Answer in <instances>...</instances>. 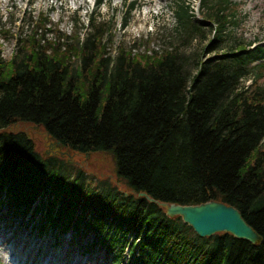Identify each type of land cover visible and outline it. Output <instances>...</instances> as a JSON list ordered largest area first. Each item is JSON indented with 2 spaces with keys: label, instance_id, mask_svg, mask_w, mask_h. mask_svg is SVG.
<instances>
[{
  "label": "trees",
  "instance_id": "16d2710c",
  "mask_svg": "<svg viewBox=\"0 0 264 264\" xmlns=\"http://www.w3.org/2000/svg\"><path fill=\"white\" fill-rule=\"evenodd\" d=\"M234 4L201 0L199 22L187 3L177 4L189 39L205 38V27L212 32L200 53L171 43L141 50L119 44L112 54L104 40L109 21L93 16L83 39L41 16L9 59L0 45L5 220L19 215L40 232H93L114 262L123 259L132 230L130 255L138 263L264 264V62L251 64L264 57V45L237 37L220 44L236 22ZM1 32L6 37L8 29ZM16 123L40 124L75 153H107L123 188L90 182L56 154L42 156ZM211 199L236 207L262 240L200 236L157 203Z\"/></svg>",
  "mask_w": 264,
  "mask_h": 264
},
{
  "label": "rangeland",
  "instance_id": "374dc122",
  "mask_svg": "<svg viewBox=\"0 0 264 264\" xmlns=\"http://www.w3.org/2000/svg\"><path fill=\"white\" fill-rule=\"evenodd\" d=\"M131 1H135V4L131 5ZM232 1L236 2L234 4L236 22L226 26L223 31L224 41H220V44L229 45L232 39L237 37L248 41L250 47L258 42L264 45V0ZM15 2V5H11L9 1L4 7L0 0V45L5 59H9L17 51V38L30 33L32 25L37 23L41 16H46L53 28H58L67 35L72 36L78 33L79 39L91 29L88 17L93 16L96 20L109 21L104 40L112 54L116 53L114 49L119 44L141 50L144 47L161 49L169 47L171 43L176 44L178 50L186 54L200 53L203 44L212 35V32L205 27V38L196 34L189 39V28L180 27L176 18L175 10L179 2L196 8L197 0H151L149 3L145 0H102L101 4L94 6V9H92L91 0H87L86 6L80 7L73 6L72 0H15ZM57 3L60 7L56 6ZM51 4L53 7L50 6ZM129 4L131 11H129ZM201 15L200 7L199 11L191 17V21L199 22ZM87 21L88 26L85 25ZM4 28L8 29L6 37L1 32ZM193 59L195 57L192 56L188 60L191 72L195 70V66L192 65ZM260 61L264 62V59ZM262 68L264 69L263 66ZM261 82L264 83V77ZM12 128L23 130L28 137H31L42 156L48 157L51 154L61 156L69 164L91 176L92 179L88 177L90 182L108 179L123 188L115 174L112 159L107 153L97 151L75 153L62 144H58V152L53 149L57 141L48 137L42 126L16 123ZM6 213V205L3 204L0 207V264H16L14 259H19L23 253L43 264H51V262L112 264L114 261L113 253L104 251V245L91 244V241L96 240L93 232L80 236L74 234L71 229L61 234H57L50 228L40 232L35 227L31 228L30 224L21 223L19 215L5 220L3 215ZM133 236L134 232L130 230L125 238L128 241ZM4 237L7 238L3 241ZM30 242H33L34 247L28 249L25 244L30 245ZM36 247L38 249L35 252L33 250ZM117 264L145 263H138L131 256L127 257L126 244L124 257Z\"/></svg>",
  "mask_w": 264,
  "mask_h": 264
},
{
  "label": "water",
  "instance_id": "95a60500",
  "mask_svg": "<svg viewBox=\"0 0 264 264\" xmlns=\"http://www.w3.org/2000/svg\"><path fill=\"white\" fill-rule=\"evenodd\" d=\"M58 144L60 142H57ZM139 194L144 195L150 201L154 200L144 192H139ZM157 203L165 208L167 215L171 217L179 215L200 236L229 232L235 237L244 238L252 243L262 240V236L247 223L240 211L223 201L211 199L194 204L160 201Z\"/></svg>",
  "mask_w": 264,
  "mask_h": 264
},
{
  "label": "bare ground",
  "instance_id": "6f19581e",
  "mask_svg": "<svg viewBox=\"0 0 264 264\" xmlns=\"http://www.w3.org/2000/svg\"><path fill=\"white\" fill-rule=\"evenodd\" d=\"M2 2H3V6L5 7L8 3H9V1H10V4L11 5H15V0H1ZM73 1V3H72V5L73 6H76V7H80L81 5L82 6H86V4H87V0H72ZM115 1H119V0H115ZM151 0H145V2H147V3H149ZM51 7H53V5L51 4L50 5ZM56 6L57 7H60V5L57 3L56 4ZM7 237H4L3 238V241L6 239ZM24 243H25V241H24ZM13 245V244H12ZM25 245H27V247H28V249L30 248L31 249V247L33 248L34 247V244H33V242H30V245H28V244H25ZM37 247L33 250V251H37ZM22 254V253H21ZM15 261H16V264H43V263H41L40 261H36V260H34L32 257L31 258H29L25 253H23L20 257H19V259H14ZM13 263H14V261H13ZM51 264H57V263H54V262H51Z\"/></svg>",
  "mask_w": 264,
  "mask_h": 264
},
{
  "label": "flooded vegetation",
  "instance_id": "af4514ba",
  "mask_svg": "<svg viewBox=\"0 0 264 264\" xmlns=\"http://www.w3.org/2000/svg\"><path fill=\"white\" fill-rule=\"evenodd\" d=\"M48 137H50V136H48ZM51 143H52V141H51ZM57 147H59V146L56 144V146L53 147V149H55L56 151H58L59 149H58ZM58 152H59V151H58Z\"/></svg>",
  "mask_w": 264,
  "mask_h": 264
}]
</instances>
